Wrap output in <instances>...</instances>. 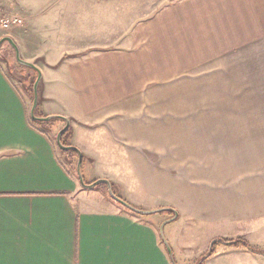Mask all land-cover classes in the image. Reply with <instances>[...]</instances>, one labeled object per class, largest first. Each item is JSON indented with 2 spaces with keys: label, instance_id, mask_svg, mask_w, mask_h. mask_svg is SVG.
Listing matches in <instances>:
<instances>
[{
  "label": "crops",
  "instance_id": "1",
  "mask_svg": "<svg viewBox=\"0 0 264 264\" xmlns=\"http://www.w3.org/2000/svg\"><path fill=\"white\" fill-rule=\"evenodd\" d=\"M23 5L14 41L41 72V113L69 119L82 156L131 170L126 198L201 218L194 255L220 240L205 264H264V0ZM21 83L0 60V264H173L171 217L104 183L108 208L90 200L53 137L64 120L34 123Z\"/></svg>",
  "mask_w": 264,
  "mask_h": 264
},
{
  "label": "rangeland",
  "instance_id": "2",
  "mask_svg": "<svg viewBox=\"0 0 264 264\" xmlns=\"http://www.w3.org/2000/svg\"><path fill=\"white\" fill-rule=\"evenodd\" d=\"M19 1L20 0H8V1L0 0V18L18 16L22 19V23L20 25L11 26L9 29H4L0 24V38L3 36H9L13 38L14 40L16 29L24 28L25 26V16H24L25 6L23 4L25 3V0L21 3L23 6L19 3ZM262 42H263V49H264V40H262ZM20 57L23 60H25L21 53H20ZM0 60H2L6 64L7 68L13 72L14 78L19 82L20 85H22L21 81H23V84L24 82L26 83L24 86L27 91L28 106L30 109L32 105L31 96H33L32 86H33V81L35 80L34 78L35 72L33 71V69L26 67L24 65H21L17 62V60L15 59L14 50L7 41H4L0 46ZM263 75H264V72H263ZM262 91L264 93V88H262ZM260 106H261V110H264V99L262 103L260 104ZM34 115L37 117H45V115L41 113L39 98H38L37 106L34 109ZM58 121H60V119H51L49 120V122L42 121L41 124L44 126H47L48 124H53V122H58ZM53 137L55 138V136ZM61 142L64 145L74 146L70 144L69 131H66L62 135ZM75 147H77L83 153V151L81 150V147H78V146H75ZM57 148L63 154L71 155L74 157L73 153L70 150L64 151V150H61L58 146ZM76 172L77 170L75 167V173ZM101 172L105 173L109 177L107 179L110 180L112 190L116 196L118 195L121 198L127 200L128 203H130L131 205H133L134 207L138 209L148 210L146 209V207L141 206L140 204L123 196L119 190V185L117 184V182L121 184H129L126 182L128 181L130 177H132V179L136 178V175L131 170H129L127 167L116 168V166H108V164L105 165L104 163L100 164L98 161H95L93 158L89 157L86 152V155L82 156V162H81V173H82L83 185L91 184L95 182L96 180L100 179L98 175ZM128 186H130V184ZM120 188L122 189L124 187L120 185ZM101 189H104V185L99 183L92 189H89V190L83 189V191H92L87 194L88 198L94 201L97 204V206H99V208L105 210L108 208V206H106L107 203H105L104 200L101 198V192L100 191L93 192L94 190H101ZM134 195H136L135 191H133V196ZM145 201H148V200H145ZM150 216H158L159 218L161 217L166 218L168 214L165 211H160V212L153 213ZM168 217H172V216H168ZM203 224H204L203 220L198 217L189 218L187 216V219H184V218H181L180 216H177L172 221L167 222L164 225L163 235H165V238L167 240V245H169V247L171 248V255L174 261L173 264H195L196 263V261L199 258H197V256L194 255L193 251L195 249H198L200 246V241H201L200 233L203 232V230L205 229ZM188 225H194V226L199 225L200 227L197 229H193V231H189V230H186ZM196 232H199V233H196ZM178 236H180V239L177 238ZM174 242H177L178 244L182 246L180 253L176 251V248L173 247ZM205 262L206 260L204 259V261L202 260L200 264H205Z\"/></svg>",
  "mask_w": 264,
  "mask_h": 264
},
{
  "label": "water",
  "instance_id": "3",
  "mask_svg": "<svg viewBox=\"0 0 264 264\" xmlns=\"http://www.w3.org/2000/svg\"><path fill=\"white\" fill-rule=\"evenodd\" d=\"M4 41H7L10 46L13 48L14 50V54H15V59L17 60V62L21 65H24L26 67H29L33 70H35L36 72V78L33 82V86H32V91H33V98H32V105L30 107V110H29V115H30V118L34 121H44V122H47L51 119H55V118H59V119H62L64 120V126L56 133V136H55V142H56V145L61 149V150H64V151H67V150H74L76 152V155H77V174H78V178H79V181L81 182L82 186L84 188H93L94 186H96L97 184L99 183H104L106 184V187H107V191H108V194L110 195L111 198H113L114 200H116L117 202H119L120 204H122L123 206H125L126 208H128L129 210L137 213V214H142V215H146V214H150V213H154L156 211H161L162 209L164 208H161V209H157V210H142V209H138L132 205H130L129 203H127L126 201L120 199L119 197H117L113 191H112V188H111V184L109 182V180L107 179H98L96 180L95 182L91 183V184H88V185H83V179H82V173H81V162H82V154H81V151L74 147V146H69V145H64L62 142H61V137L62 135L68 130L69 128V125H70V121L68 118L66 117H63V116H59V115H49V116H45V117H37L34 115V109L36 108L37 106V103H38V85H39V82L41 80V72L40 70L37 68V66L31 62V61H26V60H23L21 57H20V53H19V49H18V46L17 44L15 43V41L13 40V38L9 37V36H3L0 38V46L1 44L4 42ZM177 216V213L174 212V215L165 220L161 226H160V232L162 234V228H163V225L166 223V222H169V221H172L174 218H176ZM214 241V240H213ZM213 241L210 243L209 245V248H208V252L206 254V256L209 255V252H210V248L212 246V243ZM231 243V242H230ZM166 247H167V250L169 252V254H171V249L169 247V245H167L166 243ZM205 256V257H206Z\"/></svg>",
  "mask_w": 264,
  "mask_h": 264
},
{
  "label": "built area",
  "instance_id": "4",
  "mask_svg": "<svg viewBox=\"0 0 264 264\" xmlns=\"http://www.w3.org/2000/svg\"><path fill=\"white\" fill-rule=\"evenodd\" d=\"M21 23H22V19L18 16L0 18V24L4 29H9L11 26H18Z\"/></svg>",
  "mask_w": 264,
  "mask_h": 264
},
{
  "label": "trees",
  "instance_id": "5",
  "mask_svg": "<svg viewBox=\"0 0 264 264\" xmlns=\"http://www.w3.org/2000/svg\"><path fill=\"white\" fill-rule=\"evenodd\" d=\"M33 71L35 72V70H33ZM34 78H36V72H35V77H34ZM32 94H33V91H32ZM31 99H32V96H31ZM55 119H59V118H55ZM32 121H33L34 123H39V124L42 122V121L40 122V121H34V120H32ZM48 122H49V121H48ZM68 130H69V128H68ZM68 130H67V131H68ZM61 138H62V137H61ZM70 151L73 153V155H74L75 157H77L76 152H75L74 150H70ZM218 241H220V240H214V241H213L209 253L212 252V250H213V248H214V245L217 244ZM234 243H243V245L249 247L248 244H247L245 241H242V240H239V239H238V240H235ZM249 249H251V248H249ZM209 255H210V254H209ZM204 257H205V256H202L198 261H196L195 264H200V263L202 262V260L204 261V259H205ZM201 259H202V260H201ZM200 260H201V261H200Z\"/></svg>",
  "mask_w": 264,
  "mask_h": 264
}]
</instances>
